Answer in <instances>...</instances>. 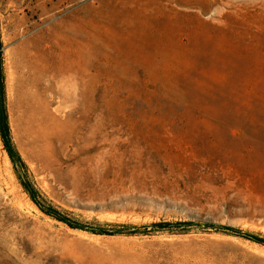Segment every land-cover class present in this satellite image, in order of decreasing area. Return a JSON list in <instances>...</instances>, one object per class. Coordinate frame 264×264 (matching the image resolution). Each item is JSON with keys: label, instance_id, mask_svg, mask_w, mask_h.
<instances>
[{"label": "rangeland", "instance_id": "obj_1", "mask_svg": "<svg viewBox=\"0 0 264 264\" xmlns=\"http://www.w3.org/2000/svg\"><path fill=\"white\" fill-rule=\"evenodd\" d=\"M0 41V264H264V0H0Z\"/></svg>", "mask_w": 264, "mask_h": 264}, {"label": "trees", "instance_id": "obj_2", "mask_svg": "<svg viewBox=\"0 0 264 264\" xmlns=\"http://www.w3.org/2000/svg\"><path fill=\"white\" fill-rule=\"evenodd\" d=\"M1 46H2V44H1V41H0V49H1ZM0 54H1V50H0ZM0 132H1V135H2L4 141H5L6 145H7L10 153H11V151H12L11 150L12 143H11V137H10V127H9V123L7 121V116L5 114V108L3 106L0 108ZM30 193H32L33 199L37 202L33 192H31V190H30ZM37 203L39 204V202H37ZM40 206H41V204H40ZM58 218L59 219H65V218H62L61 216H58ZM71 225L79 227V224L72 223Z\"/></svg>", "mask_w": 264, "mask_h": 264}]
</instances>
